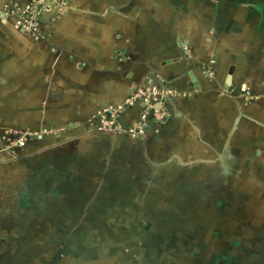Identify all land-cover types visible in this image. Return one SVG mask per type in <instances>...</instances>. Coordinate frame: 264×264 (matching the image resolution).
<instances>
[{
	"label": "crops",
	"instance_id": "obj_1",
	"mask_svg": "<svg viewBox=\"0 0 264 264\" xmlns=\"http://www.w3.org/2000/svg\"><path fill=\"white\" fill-rule=\"evenodd\" d=\"M28 1L0 0V264H213L225 218L264 264V0H60L36 33Z\"/></svg>",
	"mask_w": 264,
	"mask_h": 264
},
{
	"label": "built area",
	"instance_id": "obj_2",
	"mask_svg": "<svg viewBox=\"0 0 264 264\" xmlns=\"http://www.w3.org/2000/svg\"><path fill=\"white\" fill-rule=\"evenodd\" d=\"M60 0H29L28 3L22 9L11 10V13L16 15V24L27 32L36 33L39 27L40 16L43 11L48 9V6L59 2ZM170 93L168 90H161L156 92L153 90H146L143 88H134L132 91L129 102L134 99H141L147 107L153 110V115L156 119H160L162 114L160 110L154 109L157 99ZM120 106H111L104 109L98 115L97 130L100 132H115L125 133L131 136L140 134L145 127V116L142 115L140 120L134 123L131 127L123 128L119 123ZM24 141V135L19 136L15 140H12V145H21Z\"/></svg>",
	"mask_w": 264,
	"mask_h": 264
},
{
	"label": "rangeland",
	"instance_id": "obj_3",
	"mask_svg": "<svg viewBox=\"0 0 264 264\" xmlns=\"http://www.w3.org/2000/svg\"><path fill=\"white\" fill-rule=\"evenodd\" d=\"M188 220H182L183 224L186 223ZM193 223L195 220H191ZM208 222V220L206 219H197L196 220V224L198 225L197 227H199V225H201L202 223L205 224V222ZM244 221H246V225L245 228H254L256 226V221L255 220H251V219H245ZM209 223V222H208ZM212 225L214 226L215 223L220 226L223 225L224 227H226L228 230H230V233L225 236V235H221V236H213V238H218L220 242L221 238H223V240H227L229 243V249L227 251L225 250H221V252L217 249H214V251L212 252L211 255V259L213 258V264H220L222 261V264H236L235 262H238L237 258L239 255H241V260L243 255L245 256H249L252 259V252L249 251H237L235 249V244L236 242H246L247 240H251L252 241V237L249 235H241L239 229H242L241 226V220L240 219H231V218H225V219H213L212 220ZM182 224V225H183ZM234 230V232L232 231ZM238 231V232H237ZM263 237V236H262ZM245 240V241H244ZM220 246V245H218ZM184 251H182V255ZM256 253H260L261 252H256ZM206 254V255H205ZM197 260H198V264H202V260L205 259H209V252H204V251H197L196 252V256H194ZM227 258V260H226ZM245 259V258H244ZM246 260V259H245Z\"/></svg>",
	"mask_w": 264,
	"mask_h": 264
}]
</instances>
